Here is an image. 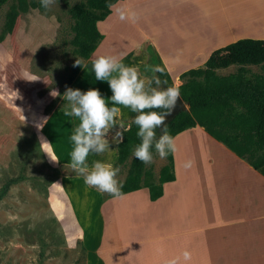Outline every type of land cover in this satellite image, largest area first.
I'll use <instances>...</instances> for the list:
<instances>
[{"label":"crops","instance_id":"1","mask_svg":"<svg viewBox=\"0 0 264 264\" xmlns=\"http://www.w3.org/2000/svg\"><path fill=\"white\" fill-rule=\"evenodd\" d=\"M262 5L264 0H118L97 22L103 38L90 59L137 61L147 46V57L154 56L168 83L180 82L183 72L202 67L216 48L264 38ZM117 8L134 12L135 21H121ZM107 40L110 46L103 44ZM173 138L175 179L162 184L160 197L150 200L148 188L141 187L103 201L129 212L132 229L125 242L106 248L102 227L94 247L101 264H264V165L253 168L199 125ZM187 160L193 163L185 169Z\"/></svg>","mask_w":264,"mask_h":264},{"label":"rangeland","instance_id":"2","mask_svg":"<svg viewBox=\"0 0 264 264\" xmlns=\"http://www.w3.org/2000/svg\"><path fill=\"white\" fill-rule=\"evenodd\" d=\"M26 1L28 10L19 14L10 32L1 28L12 2L0 7V187L10 178H22L10 185V190L0 199V264H101L94 247L98 244L102 227L105 232L103 247L125 242L126 230L130 232L132 229L130 214L123 209L115 210V206L112 207L114 202H108L107 207L103 205L109 194L87 186L83 176L70 167L73 149L70 137L79 119L64 114L70 108L61 97L66 90L62 84L70 71V64L79 59L70 44L73 21L67 20L61 0L47 9L41 6L40 0ZM62 1L74 4L85 0ZM47 27L53 31L50 38L29 52L31 32ZM14 36L20 51V73L24 81L19 80L15 71L17 48L13 43ZM106 43L110 46L108 40L103 44ZM141 49L146 54L143 53L142 59L121 61L137 68L141 79L148 80L156 75L162 86L167 87L178 86L184 81L168 83L162 80L161 73L146 70V66H157V62L154 56L147 57V46ZM101 50L108 51L104 47ZM90 57L84 61L82 71L70 87L82 92L98 89L109 107L119 109L117 124L127 126L135 112L111 103V89L107 81L95 79ZM237 68V65H231L216 69V73L234 74ZM246 69L249 79L257 74L264 75V63L246 65ZM29 76L39 79L29 81ZM152 87H156L155 83ZM53 91L60 95L53 97ZM9 129L14 133L20 130L21 136L16 139L13 135L11 142L4 145ZM118 130L117 125L109 131L106 137L109 148L101 154L90 153L87 162L89 166L93 161L111 163L119 168L116 178L121 182L127 175L132 156L124 164L116 165L117 143L112 141V136ZM41 138L51 143V154L59 159L58 163L52 162L44 153ZM152 155L153 162L145 166L149 173L147 180L158 183L160 168L167 161L161 159L155 149ZM54 183H59L62 188ZM53 184L49 207L41 196H49ZM133 223L136 229L139 221L135 219ZM123 226H126L125 230ZM73 241L75 247H70Z\"/></svg>","mask_w":264,"mask_h":264},{"label":"trees","instance_id":"3","mask_svg":"<svg viewBox=\"0 0 264 264\" xmlns=\"http://www.w3.org/2000/svg\"><path fill=\"white\" fill-rule=\"evenodd\" d=\"M118 0H85L69 4L61 0L67 20H72L70 44L78 55L80 66L70 64V71L62 87L71 88V84L81 71L84 61L89 59L103 38L97 22L110 13V6ZM12 2L5 14L2 31L10 32L20 13L28 10L26 0H0V7ZM15 66L19 80L24 81L20 73L18 44ZM264 63V38H239L212 51L202 67L192 68L180 75L184 81L178 85L180 96L188 105V111L178 112L165 123L168 133L174 137L177 133L196 125L216 140L224 144L237 156L246 160L253 168L264 165V75L246 77V65ZM237 65L236 73L218 75L216 69ZM162 75V74H161ZM165 81V76L162 75ZM163 112V109H153ZM137 113L135 114V116ZM134 116V117H135ZM131 121V130L125 132L121 143H117L116 165H122L131 157L129 169L122 184L121 194L147 187L149 199L155 200L162 195V184L175 179L172 152L166 157V163L160 168L158 183L147 180L149 173L145 164L136 159L133 149L140 143L138 127ZM161 130H157V135ZM155 148L153 147L151 151ZM22 179L10 178L0 187V199L5 196L10 185ZM112 197V195H108Z\"/></svg>","mask_w":264,"mask_h":264},{"label":"clouds","instance_id":"4","mask_svg":"<svg viewBox=\"0 0 264 264\" xmlns=\"http://www.w3.org/2000/svg\"><path fill=\"white\" fill-rule=\"evenodd\" d=\"M41 6L45 9L57 0H40ZM118 18L135 21L136 14L125 8H117ZM122 58L114 55H96L91 64L95 79L107 81L112 95V104L122 105L137 113L133 123L138 127L137 136L140 143L133 149V155L145 165L153 162L152 148L158 153L161 159H165L169 152H176L177 146L174 138L168 133L165 127L167 116L171 115L180 100L178 86H162V81L156 75L151 79L140 78L137 68L126 66L121 62ZM74 66H80L81 62L76 59ZM146 70L152 73H162L159 66H146ZM36 76H29L27 80H38ZM155 83L156 87H152ZM166 85V82H163ZM53 97L60 95L58 92L51 93ZM63 100L68 102L70 110L65 111L66 116H74L79 119L77 127L71 135L73 149L70 153V167L79 175L83 176L84 182L89 187H94L101 193H108L114 197L121 195L122 184L117 180L119 168L113 167L111 163L93 161L91 166L87 162L90 153L101 154L109 148V140L106 138L109 131L119 126V130L112 136L114 143H121L125 132L131 130L132 125L125 126L117 124V107H109L105 98L98 89L90 88L86 91L66 88ZM153 109H163L157 112ZM46 121V120H45ZM41 127V125H37ZM161 130L157 135V130ZM44 145V153L52 162L58 163L59 159L51 154V143L41 138ZM192 161L184 162L183 167L188 169ZM62 188L59 183H54ZM70 247H75V242H70ZM184 259H190L187 252ZM168 264H176L171 260Z\"/></svg>","mask_w":264,"mask_h":264},{"label":"water","instance_id":"5","mask_svg":"<svg viewBox=\"0 0 264 264\" xmlns=\"http://www.w3.org/2000/svg\"><path fill=\"white\" fill-rule=\"evenodd\" d=\"M52 33H53V31H52L51 27H47V28H44L41 30L39 28L38 31L31 32L30 37H29L30 38L29 39V41H30L29 52H30V50L32 51V49L35 48L40 42L49 39L50 36L52 35ZM31 54H32V52H31ZM27 73H28V75H30L28 70H27ZM182 110H188V105L186 103H184V101L182 100V98L180 96V100L177 101L176 108L171 113V115L167 116L166 122L169 121L170 119H172L178 112H180ZM8 132H9L8 133V139L4 145L11 142L13 135H14L13 137L14 138L16 137V139L18 138V136H21L20 130H17L14 133V132H11V129H9ZM53 187H54V184L50 186L49 196H47V197L41 196L43 198V201H45V204L49 207L52 204V189H53ZM9 190H10V187H9L8 191ZM55 215H56V213H55ZM49 217H52L54 219L53 216H49ZM67 236H69V235L67 234Z\"/></svg>","mask_w":264,"mask_h":264},{"label":"bare ground","instance_id":"6","mask_svg":"<svg viewBox=\"0 0 264 264\" xmlns=\"http://www.w3.org/2000/svg\"><path fill=\"white\" fill-rule=\"evenodd\" d=\"M256 4H257V3H256ZM246 5H248V4H246ZM254 5H255V4H254ZM243 6H244V5H243ZM251 6H252V5H251ZM262 6H264V5H262ZM239 8H241V7H239ZM247 9H249V8H247ZM223 10H224V9H223ZM245 10H246V9H245ZM246 12H247V11H246ZM260 12H261V11H260ZM262 12H263V11H262ZM223 14H224V13H223ZM252 15H254V14L248 15L247 17L252 16ZM257 15H258V14H257ZM257 15H256V16H257ZM259 15H260V14H259ZM259 15H258V16H259ZM262 16H264V15H262ZM262 16H260L258 19L263 18ZM256 18H257V17H256ZM258 19L256 20L257 22H258ZM247 20H248V19H247ZM254 20H255V19H254ZM249 21H250V20H249ZM249 21H248V22H249ZM252 21H253V19H252ZM246 22H247V21H246ZM257 22H256V23H257ZM258 23H259V22H258ZM225 25H226V24H225ZM225 25H224V26H225ZM250 25H251V22H250ZM252 25H253V24H252ZM258 25H260V24H258ZM218 28H219V27H218ZM170 77H171V76H170Z\"/></svg>","mask_w":264,"mask_h":264}]
</instances>
